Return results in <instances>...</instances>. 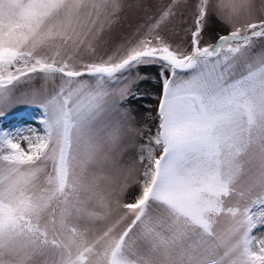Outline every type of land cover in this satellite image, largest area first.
Masks as SVG:
<instances>
[{"label": "snow or ice", "instance_id": "1", "mask_svg": "<svg viewBox=\"0 0 264 264\" xmlns=\"http://www.w3.org/2000/svg\"><path fill=\"white\" fill-rule=\"evenodd\" d=\"M187 3L0 0V118L40 110L0 126V264H264V20L199 0L180 28ZM213 14L231 30L202 45ZM151 69L129 192L117 155Z\"/></svg>", "mask_w": 264, "mask_h": 264}, {"label": "rangeland", "instance_id": "2", "mask_svg": "<svg viewBox=\"0 0 264 264\" xmlns=\"http://www.w3.org/2000/svg\"><path fill=\"white\" fill-rule=\"evenodd\" d=\"M138 0H129V3L135 5ZM171 0H145L146 4H151V11L156 12L157 9H163L166 7ZM199 0H188L187 6L182 8L183 16L180 19L183 20V23L179 25L180 28L194 29L195 27V18H196V5ZM213 4L216 3V0H211ZM143 13L139 9L132 7L126 9L123 14L122 25L124 29H129V25H134L142 17ZM244 20H250L252 22H259L264 20V0H251L250 15L244 17L240 21L243 23ZM231 30L229 25L224 24L219 19L215 18L213 14L212 18H208L205 21V27L203 32L202 45L213 44L219 35L227 34ZM177 39L178 37H172ZM190 38V33L184 36V39L187 40ZM264 38H254L256 41V47H260V40ZM153 75V80L144 82L139 85L141 95L137 99L130 101V108L135 114V120L133 122V127L139 129V132L133 131L128 134L125 140L122 143V147L119 150L117 155V160L120 165H122V170L120 173V179H126L129 183V192L135 191L136 179L138 177V169L142 167L139 163L140 145L145 142V136L147 135L148 129L153 128L156 123V111L158 100L157 96L159 95L160 84L157 82L156 70H150ZM26 110H33V118L27 119L20 118L21 124L19 126H31L38 128L39 124L37 119L34 117H39L40 110L36 107L28 105H19L11 110L6 118H9L8 121L4 120L5 118H0V126H6L8 123L13 122L17 113ZM16 115V116H15ZM12 117V118H11ZM18 126V125H17ZM14 126V127H17Z\"/></svg>", "mask_w": 264, "mask_h": 264}, {"label": "trees", "instance_id": "3", "mask_svg": "<svg viewBox=\"0 0 264 264\" xmlns=\"http://www.w3.org/2000/svg\"><path fill=\"white\" fill-rule=\"evenodd\" d=\"M21 115L31 116V115H32V112H30V111H22V112L19 114V116H21Z\"/></svg>", "mask_w": 264, "mask_h": 264}]
</instances>
